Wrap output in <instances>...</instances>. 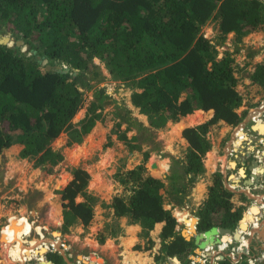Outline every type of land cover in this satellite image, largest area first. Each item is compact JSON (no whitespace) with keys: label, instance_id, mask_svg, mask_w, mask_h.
<instances>
[{"label":"trees","instance_id":"16d2710c","mask_svg":"<svg viewBox=\"0 0 264 264\" xmlns=\"http://www.w3.org/2000/svg\"><path fill=\"white\" fill-rule=\"evenodd\" d=\"M209 19L216 24L217 41L200 32ZM254 31H264V0H0V33H10L27 46L22 51L15 44H0V154L16 144L21 147L20 158L35 159L37 165L49 166L50 170L63 160L62 153L51 148V142L69 130L70 142L79 144L97 121L105 119L103 111L110 104L114 126H124L117 138L131 151L141 149L134 143L140 132L151 133L150 128L175 123L194 111L191 116L197 117L196 122L202 111H213L207 122L183 130L187 142L185 164L173 160L167 186L145 174L140 164L117 174L124 194L114 196L109 204L115 217L126 216L146 232L162 223L155 241L149 239L148 245L135 247L151 251L128 250L133 261L138 257L164 261L177 256L185 263L196 244L175 229L176 219L163 203H181L195 178L203 173V158L212 146L207 136L209 126L219 121L235 126L241 121L237 109L242 96L236 89L235 66L227 51L221 58L217 54L227 34L234 33L240 42ZM94 59L104 65L112 79L133 89L131 104L147 115L149 127L93 82V77L102 75ZM44 60L51 66L61 64L62 69H42ZM250 78L264 88V63H255ZM86 91H91V99L83 118L73 125L71 120L82 108ZM178 125L181 129L184 123ZM129 131L135 134L128 137ZM108 146L110 141L104 145ZM143 155L147 160L149 152ZM151 166L158 171L154 163ZM253 168V177L263 171L259 165ZM73 176L61 190L62 199L68 200L63 204L64 227L78 218L89 224L96 201L82 192L87 172L73 169ZM78 193L84 199L75 202ZM233 194L224 186L221 173L215 171L207 196L196 210L199 233L219 227L233 231L242 219L240 238L249 241L242 235L247 218L243 220L242 206L231 201ZM255 218L250 235L260 227L259 216ZM261 222L264 229V219ZM183 234L190 235L188 226ZM205 237L208 239L203 246L210 241V233ZM39 241L31 240L25 246L30 255L44 253L43 247L36 245ZM45 256L54 264H66L57 251ZM39 260L44 261L42 257ZM90 260L102 264L94 255ZM242 260L233 263L222 258L215 264H248Z\"/></svg>","mask_w":264,"mask_h":264},{"label":"rangeland","instance_id":"374dc122","mask_svg":"<svg viewBox=\"0 0 264 264\" xmlns=\"http://www.w3.org/2000/svg\"><path fill=\"white\" fill-rule=\"evenodd\" d=\"M200 32L213 41H217L218 39L219 33L216 24L211 19L201 26ZM0 35L9 36L11 42L8 45H14L15 38L10 33H0ZM19 47H21L22 51H26L27 49L25 45H20ZM219 47L220 50L217 57H223L224 52L227 51L235 66L236 89L242 96L241 105L238 107L237 112L242 115V119L235 126L219 121L209 126L207 136L210 139L211 148L213 146L216 148L219 157L216 171L221 173L224 186L234 193L231 201L235 206H242V217L243 214L250 213L248 217L246 214L244 215L243 220L247 218L246 223H248V226L245 230H242L243 237L246 240L249 238V241H244V244L242 239L236 241L233 239L232 234H230L232 243L229 245L244 248L249 243L248 245L252 249L254 246L253 253L250 254L260 257L259 254L264 252V249L260 248L262 244L257 240L256 233H258L261 239H264V229L261 228V219H264V197L258 199V196L252 195H254L253 193L264 194V191L261 189L264 188V170L261 172L263 175L259 176L258 181L249 185V188L254 190L252 191L248 188L239 187L240 184L242 186L241 182L237 186L236 182L238 178L233 177V182H230L229 175L233 172H227L228 170L225 172V168L226 166L231 168L235 166V150H238L240 146H235L234 141L241 133L245 136L241 145H244L250 139L251 145L253 147L257 145L256 151L261 150L264 157V107L262 108L264 103V88L253 83L250 78L255 63H264V31L250 32L242 37L240 42L236 41L234 33H229L225 36ZM93 62L99 67V71L102 74L101 77H93V82H97L98 87L104 88L106 93L111 96L112 101L129 109L138 121L149 127L147 115L141 113L139 108L131 104L130 96L133 89L126 83L112 79L98 59H94ZM47 65V62L44 60L41 68L45 69ZM54 65L60 66L62 69L61 64ZM84 97L82 108L79 109L71 120L73 125L83 118L86 107L91 99V91H86ZM112 106L113 104H110V106L104 109L105 119L97 121L79 144L70 142L69 130L60 133L51 142V148L61 152L63 160L50 170H48L49 166L37 165L35 159L20 158L19 151L21 147L19 145H12L2 151L0 154V264H10L6 260L3 248L7 245V241L11 240L15 229L21 232L20 235L25 245L30 244L31 240H40V244L37 243L36 245H41L46 252L42 256L38 253L34 254V252H31L30 255L28 249L21 245L24 250H21L20 256L24 260V263L14 264H42L39 260L40 257L46 261L48 260L45 256L47 252L58 250L52 242L57 243L58 248L67 257L68 262L64 261L66 264H98L96 261L91 262V255H94L96 259H101L102 264H189L191 258L198 260L202 255H206L205 248L210 243L212 245L209 248L213 247L212 250H209L211 253L209 255L212 258H210V261L213 260L211 264H215L222 258L231 260L229 248L221 252L218 250L221 234L216 230L217 228L213 231L211 229L208 232L199 233L196 229L197 224L195 223L197 220L193 217H196V210L205 200L208 193L207 187V190H204V194L201 191L202 195L200 197L199 194L194 195L196 184L199 179L205 177V172L207 171L205 169L206 165L210 168L215 167L217 157L214 151L210 153L208 151L209 154H205L203 158V163L206 164L204 165V171L195 178L194 183L187 190L188 194L184 196L181 203H172L168 200H165L163 203L164 209L168 210L176 219L175 229L177 231H180L184 235L183 231L188 226L190 235L184 238L194 240L196 246L193 254L185 258L187 259L185 263L178 262L179 258L177 256L167 257L164 261H161L160 258L151 263L148 262V259L144 261L141 257L133 261L131 255L127 254L129 249L145 252V250H137L135 247L138 244L148 245L149 239L155 241L157 238L152 239V237H156L155 233L160 230V224L162 223H156L158 226L155 224L153 229L146 232L138 222L131 223L130 219L126 216L115 217L112 214V208L109 204L113 197L124 194V187L117 180V174L124 173L143 164L145 174L161 179L165 186H167L168 175H170L173 168V160L178 159L181 164H185L187 142L182 135L183 130L187 127L207 122L211 118L213 111L207 112L201 110L204 112L203 116L196 122L194 120L197 117L191 116V114L196 112L194 111L181 117L175 123L168 122L164 127L150 128L151 133L140 132L138 133L139 139L134 143H139L141 149L131 151L122 140L117 138L119 132L124 130V126L119 129H116L114 126L115 121L112 120V114L110 113ZM257 108L259 109L254 113L253 111ZM178 122L184 123L181 129ZM256 122H259V125H261V128L255 127V130L259 128V133L253 130V125ZM133 134H135L134 131L126 132L128 137H131ZM107 141H110V146L104 147ZM144 151L149 152L147 160L144 159ZM263 157L260 159L251 156L252 160L261 164L259 167L262 169H264ZM219 161H221L222 167ZM152 163L155 164V168L158 171L153 170ZM77 168L86 171L88 174L82 192L96 198L93 206V216L87 225H84L78 218L71 226L64 227L63 204L67 203L68 200L62 199L61 190L73 179V169ZM213 173L210 176L211 183ZM251 173L252 169L246 167L244 173L245 179H252ZM235 184L236 187L234 188ZM255 186L260 187L255 190ZM238 190L243 192L239 194ZM83 199L84 197L81 193H78L74 197L75 202L83 201ZM254 200H257L258 203L255 204ZM257 208L260 209L258 210ZM257 215L259 216V230L254 231L250 235L249 231L253 228L251 227L252 222L255 221V216ZM181 220L184 222H181ZM37 227L39 229H36ZM236 228L241 230L239 223ZM127 231L134 232L132 235L135 238L133 246L125 245L126 240L124 236H127ZM55 232L56 234H54ZM27 233L29 234L27 235ZM209 233L210 241L207 245L203 246L202 244L206 242L207 238L205 236ZM101 238L104 239L103 242L100 241ZM228 238L230 239L229 236ZM42 239H46L48 242ZM151 249L149 250L151 251ZM217 254L223 257H219L216 260L214 257ZM80 257L85 258L87 261L84 262ZM262 261L258 264L262 263ZM231 262L239 263L240 261L231 260Z\"/></svg>","mask_w":264,"mask_h":264},{"label":"crops","instance_id":"0c3cea01","mask_svg":"<svg viewBox=\"0 0 264 264\" xmlns=\"http://www.w3.org/2000/svg\"><path fill=\"white\" fill-rule=\"evenodd\" d=\"M264 142V141H263ZM262 142V143H263ZM252 143H251V140L250 139H248L247 140V142L246 143H244V145H240V148L238 149V150H235V155H234V157H236L235 158V166H234V168H231V167H229V166H226V168H225V172L227 171V172H233L232 174H230L229 175V179H230V182H233V177H235V178H238V181L236 182V184H237V186H238V184H239V182H241L242 183V186H241V184L239 185V187H241V188H244V189H251L252 191H254L252 188H249V185H251V184H247L246 183V181H247V179H245V176H244V173H245V169H246V167L248 168V167H250L251 169H252V173L254 172V168H253V166L255 165V164H253V161L254 160H252V158H251V156L252 157H258V158H260V159H262V153H261V150H259V151H256V149H257V145H254L255 147H253V145H251ZM237 146H239V145H237ZM215 152V154H216V157H217V159H216V164H215V167L214 168H210V167H208L206 164H204V165H206L205 166V169L207 170L206 172H205V177H202L201 179H199L198 181H197V184H196V192L194 193V195H197V194H199V197L202 195V193H201V191H203V194H204V190H207V187H208V185H210L211 184V180H210V176H211V174L213 173V172H215L216 171V168H217V166H218V155H217V152H216V148H214V146L211 148V151H209V153L210 152ZM232 151V150H231ZM256 152V153H255ZM208 153V152H207ZM208 153V154H209ZM237 153H238V156H237ZM208 154H207V156H208ZM215 157V158H216ZM264 160V159H263ZM220 163H221V161H219ZM258 163V162H257ZM260 166H261V164H259ZM221 167H222V163H221ZM240 169H242L243 171H244V173H243V175L242 174H240L239 173V170ZM223 170V169H222ZM234 170H236L235 172H234ZM224 171V170H223ZM261 174L262 173H258L257 175L258 176H261ZM263 175V174H262ZM242 180V181H241ZM255 180V179H254ZM253 181V180H252ZM256 181L257 180H255V181H253V183H256ZM252 183V184H253ZM258 187H260V186H255V190H257L258 189ZM263 191H264V188H261ZM200 191V193H198V191ZM241 190V189H240ZM240 190H238V193L240 194L241 192H243V191H240ZM262 191V192H263ZM261 193V192H260ZM254 195H252V196H258L260 199H262L261 197H264V194L262 193V194H257V193H253ZM247 197H248V195L247 194H245ZM205 196H206V193H205ZM254 202H255V204H257L258 203V201L257 200H254ZM196 215V214H195ZM194 218H196V220L198 221V218L197 217H195V216H193ZM181 222H184L183 220H181ZM160 224V223H159ZM196 224H197V222H196ZM157 225V224H156ZM161 225V228H162V224H160ZM158 226V225H157ZM195 226V225H194ZM157 229H158V227H156ZM161 228H160V230L159 231H157L156 233H155V236L156 237H152V239H155V238H157L158 236H159V234H160V231H161ZM133 233L134 232H130V231H127V236H124V239L126 240V242H125V245H127V246H133L134 245V243H135V238H134V236H132L133 235ZM214 234V233H213ZM221 237H222V235H221ZM256 237H257V240L262 244V246H260V248L261 249H264V239H261L260 237H259V235H258V233H256ZM156 240V239H155ZM133 243V244H132ZM249 244V243H248ZM246 245V249H245V252H244V255H250V253H253L252 251H253V249H254V246H253V249L250 247V245ZM126 250H128L127 248H126ZM130 250V249H129ZM156 250V249H155ZM248 250V251H247ZM150 251V250H149ZM145 252H148L147 250H145ZM154 253H156V251L154 252ZM154 256V255H153ZM149 263H151V262H155V258L154 257H151L150 259H149V261H148ZM147 262V263H148ZM178 262H181L180 260L178 261Z\"/></svg>","mask_w":264,"mask_h":264},{"label":"bare ground","instance_id":"6f19581e","mask_svg":"<svg viewBox=\"0 0 264 264\" xmlns=\"http://www.w3.org/2000/svg\"><path fill=\"white\" fill-rule=\"evenodd\" d=\"M264 107V103H263V105H262V108ZM259 108H257V109H255L253 112L255 113V112H257V110H258ZM241 126V125H240ZM239 126V127H240ZM259 127V128H261V125H259V122H256L254 125H253V130H255V127ZM238 127V128H239ZM259 128H256L257 130H255V131H257V133H259L260 132V130H259ZM239 135H241V136H239ZM237 137H236V139H235V141H234V144H235V146H237V145H241L242 144V141L244 140V138H245V136L244 135H242V133L241 134H239ZM263 159H264V157H263ZM230 165V164H229ZM264 170V169H263ZM243 170L242 169H240V173L243 175ZM258 174V173H257ZM256 177L257 176H255L254 178H253V176H252V179H247V181H246V183L247 184H252L253 183V181H255V180H257L256 179ZM255 179V180H254ZM253 180V181H252ZM258 200V199H257ZM264 204V203H263ZM250 207V206H249ZM249 209V208H248ZM260 209V208H259ZM246 214V213H245ZM244 214V215H245ZM242 220V219H241ZM240 220V221H241ZM240 221H239V223H240ZM240 227V226H239ZM36 229H39V227H37ZM241 229V228H240ZM21 232L20 231H18V230H14V232H13V234H12V238H11V240L10 241H7L8 243H7V245L3 248L4 249V253H5V255H6V260L10 263V264H14V263H22L24 260L21 258V256H20V253H21V250H24L23 248H22V246H27V245H25V242H24V240H23V238L21 237ZM29 233H27V235H28ZM186 237V236H185ZM224 237V240L226 239V240H228V235H224L223 236ZM208 238V237H207ZM207 238H206V240H207ZM241 239V238H240ZM239 239V240H240ZM26 240V239H25ZM43 241H46V242H48V240H46V239H42ZM223 240V241H224ZM225 240V241H226ZM242 242L244 243V241L242 240ZM54 243V244H53ZM52 244L53 245H56V247H58V244L57 243H55V242H52ZM245 244V243H244ZM22 245V246H21ZM210 252H208V254H209ZM24 263V262H23Z\"/></svg>","mask_w":264,"mask_h":264},{"label":"built area","instance_id":"2783aa9c","mask_svg":"<svg viewBox=\"0 0 264 264\" xmlns=\"http://www.w3.org/2000/svg\"><path fill=\"white\" fill-rule=\"evenodd\" d=\"M236 187V184L234 186V188ZM231 242H220L218 245V250L219 252L224 251L225 249L229 248V256L231 257V260H235V261H241L242 259H244L248 264H258L259 262H261L262 260H264V252H261L259 254L260 257H256L255 255H244L245 249H246V245L244 248H241V246H230ZM212 250L213 247H206L205 248V252L206 255H202V257L198 260L195 259H190L189 264H211L212 261H210V255L208 254L209 250ZM211 254V253H210ZM219 254L215 255V259L218 260L219 259ZM212 259V258H211Z\"/></svg>","mask_w":264,"mask_h":264},{"label":"water","instance_id":"95a60500","mask_svg":"<svg viewBox=\"0 0 264 264\" xmlns=\"http://www.w3.org/2000/svg\"><path fill=\"white\" fill-rule=\"evenodd\" d=\"M4 39H7V40H4ZM11 42V40H10V37L9 36H7V35H0V44H4V45H8L9 43ZM14 44L16 45V46H20V45H24V41L23 40H21V39H17V40H14ZM8 46H10V45H8ZM61 68H60V66H56V65H53V66H51V65H47L46 67H45V70H52V71H59ZM253 164H255V165H259L255 160L253 161ZM248 169H251L250 167H248ZM252 175H254V174H252L251 173V176ZM255 176H257L256 177V179H257V181H258V179H259V176L258 175H255ZM239 226H240V223H239ZM214 229H216V228H213L212 229V231L214 230ZM221 235H222V237H221V240L223 241V236L224 235H228L229 237H230V239L228 238V240H226V242H232V239H231V235L230 234H232V237H233V239L234 240H236V241H238L239 239H240V233H239V230L237 229V228H235L234 229V231H231L229 228H222V227H219V228H217L216 229ZM238 235V236H237ZM184 236V235H183ZM185 237V236H184ZM220 240V241H221ZM225 240L223 241V242H225ZM221 241V242H222ZM55 247H56V245H55ZM59 247V246H58ZM58 247H56V249H58V250H56L61 256H62V258L64 259V261L65 262H68V260H67V257L64 255V253H63V251L61 250V249H59ZM44 252H46V251H44ZM221 258L223 257V256H220ZM178 260V259H177ZM41 263H47V264H52V262L50 261V260H46V261H40ZM263 263H264V260L262 261Z\"/></svg>","mask_w":264,"mask_h":264},{"label":"flooded vegetation","instance_id":"af4514ba","mask_svg":"<svg viewBox=\"0 0 264 264\" xmlns=\"http://www.w3.org/2000/svg\"><path fill=\"white\" fill-rule=\"evenodd\" d=\"M263 173H264V172H263ZM233 231H234V230H233ZM231 243H232V242H231ZM231 243H230V244H231Z\"/></svg>","mask_w":264,"mask_h":264},{"label":"clouds","instance_id":"9594fccd","mask_svg":"<svg viewBox=\"0 0 264 264\" xmlns=\"http://www.w3.org/2000/svg\"><path fill=\"white\" fill-rule=\"evenodd\" d=\"M222 241V240H221ZM226 242V241H225Z\"/></svg>","mask_w":264,"mask_h":264}]
</instances>
